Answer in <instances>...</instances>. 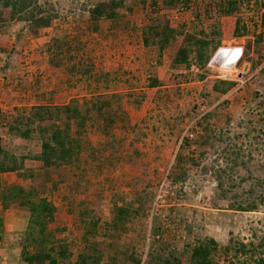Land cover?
<instances>
[{
  "label": "rangeland",
  "instance_id": "obj_1",
  "mask_svg": "<svg viewBox=\"0 0 264 264\" xmlns=\"http://www.w3.org/2000/svg\"><path fill=\"white\" fill-rule=\"evenodd\" d=\"M107 1L38 0L57 16L37 37L0 6V117H11L19 106L65 104L96 92L106 98L103 116L94 110L81 134L80 159L55 167L45 182V195L58 206L51 226L72 251L63 264L76 262L87 248L80 214L85 209L89 214L82 218L100 220L91 242L106 264H124L132 255L141 264H166L174 257L187 264L192 246L205 239H214L219 248L231 246L222 264H256L264 256L263 5L236 0L238 9L221 15L218 7L230 0H125L115 18L95 19L91 9ZM152 25L176 32L163 50ZM245 28V36H238ZM188 35L211 40L210 49L218 40L219 45L235 40L245 44V56L234 68L225 67L215 49L204 66L174 67L171 56L194 42L188 43ZM54 37L66 40V57L58 66L49 49ZM85 68L89 72L81 73ZM226 68L230 79L222 76ZM154 77L157 86L150 85ZM220 80L235 85L222 93L215 89ZM189 128L193 138L186 135ZM38 147L36 140L19 137L7 145L18 155ZM26 167L41 170L43 163L27 159ZM22 171L1 174L2 182L28 184ZM167 172L184 189H178L175 204L163 208L171 226L154 221L152 232L158 228L163 239L149 240L148 213ZM124 202L134 212L126 231L105 237L114 207ZM251 205L252 210L238 209ZM19 211L24 219L27 213ZM5 226L0 264H26L18 244L23 230ZM241 243L246 253L235 255Z\"/></svg>",
  "mask_w": 264,
  "mask_h": 264
},
{
  "label": "trees",
  "instance_id": "obj_2",
  "mask_svg": "<svg viewBox=\"0 0 264 264\" xmlns=\"http://www.w3.org/2000/svg\"><path fill=\"white\" fill-rule=\"evenodd\" d=\"M125 0H109L107 2H99L91 9L95 19L106 17L115 18L118 15V8L124 5ZM178 0H169V3H176ZM187 1V0H185ZM166 2V0H165ZM168 2V1H167ZM0 6L10 9L11 17L19 16V19L26 22L23 26L26 31L29 27L32 36L37 37L41 28L49 27L52 24L56 14L46 11L38 3V0H0ZM219 14L230 15L237 9V1L230 0L226 5L220 4L218 7ZM239 23V22H238ZM155 36H158L157 44L163 50L170 39L175 35V30L168 25L160 28L158 25H152ZM244 31H238V36H245ZM188 43L192 40V45H181L177 52L172 55L174 67L190 68L192 65L204 66L211 57L213 50L218 47V40L210 49L212 41L206 37H195L188 35ZM148 42V39L146 40ZM66 40L64 37H54L49 43L51 61L54 66H58L59 62L66 57L64 45ZM193 54V56H192ZM76 66L71 67L74 71ZM81 73L87 74L88 68L79 69ZM79 70L77 72H79ZM200 77H203L201 75ZM159 84L158 78H152L151 86ZM220 84L226 87H220ZM235 85L231 80H220L216 84L215 89L226 93ZM98 93V92H96ZM93 93L92 97L84 96L81 98H73L69 103L65 104H39L36 106H19L15 109V114L11 117L2 115L0 117V205L3 208L15 207L19 210H25L29 213V222L26 229L21 232L20 259L26 264H63L69 260L72 251L66 238H59L56 230L51 226L55 220V205L44 193L46 181L51 180L50 173L55 167L70 165L74 161L80 159L84 146L81 140V134L85 130L87 122L93 120L92 113L97 110V116H103L104 107L103 94ZM98 95V96H96ZM114 97L118 95L113 93ZM24 138L27 140H36L39 147L31 150L27 154L18 155L12 153L7 145L15 138ZM38 160L43 163V169L37 170L26 167V160ZM23 170V177L29 179L28 184L11 183L3 184L1 174L9 172H18ZM43 179V181H41ZM32 180L39 181L35 185ZM57 183V182H56ZM55 188V184L54 187ZM127 202L114 207L116 215L111 222L106 223L104 233L105 237L110 232L120 229L126 231V222L133 217L130 205ZM255 205L239 206L241 210H252ZM81 221L83 222V240L87 243V248L78 255L76 262H68L69 264H106L102 260V250L93 247L91 238L95 236L98 229L101 228L99 218L92 216L91 220L82 218L89 214V210L85 209L80 212ZM100 226V227H99ZM3 229L0 228V240L3 238ZM161 231L158 228L153 229V233L157 234ZM120 235V234H119ZM91 243V245H90ZM246 245L240 244L239 250L235 252L246 253ZM92 250V251H91ZM232 248L229 245L219 248V244L214 239H205L199 241L192 246L190 258L187 264H222L221 258H227ZM255 253V250H254ZM18 260L19 257H17ZM131 260H127L124 264H141V259L132 255ZM159 259H161L159 257ZM162 260V259H161ZM166 264H184L178 258L165 260ZM256 264H264V256L261 254L256 258ZM112 264H118L113 261ZM161 264L163 262L161 261ZM229 264H233L230 260Z\"/></svg>",
  "mask_w": 264,
  "mask_h": 264
},
{
  "label": "built area",
  "instance_id": "obj_3",
  "mask_svg": "<svg viewBox=\"0 0 264 264\" xmlns=\"http://www.w3.org/2000/svg\"><path fill=\"white\" fill-rule=\"evenodd\" d=\"M262 7V11L264 12V0H257ZM218 52H222V59L223 61L221 62L220 65L223 64L225 61H235L232 65L234 68L244 57V52L245 48L242 44L240 43H234V44H223L219 46L215 52V56ZM225 57V58H224ZM230 69L224 70L222 76L225 79H230L232 78V74L229 73ZM187 137L188 138H193L195 136V132L193 129H188L187 130ZM178 189H184L182 186L179 185V183L173 181L169 173L165 174V176L162 178V180L159 182V185L157 187L153 202L150 206V212L148 213V218H147V223L150 225L151 231L148 233V239L149 240H162L164 235L160 233H153L152 228L154 225V221L157 219H162V225L163 228H169L171 225L168 222H165L164 220L166 219V214L165 211L163 210L164 207H167L169 205H173L177 202L178 196H179V190Z\"/></svg>",
  "mask_w": 264,
  "mask_h": 264
},
{
  "label": "crops",
  "instance_id": "obj_4",
  "mask_svg": "<svg viewBox=\"0 0 264 264\" xmlns=\"http://www.w3.org/2000/svg\"><path fill=\"white\" fill-rule=\"evenodd\" d=\"M234 43H240V42H236L235 40L227 41V45L234 44ZM240 44H242V43H240ZM245 49H246V46H245ZM4 183L8 184L7 182H3V184ZM13 183H19V182H13ZM20 183L22 184L21 181H20ZM13 210H15V211H13ZM17 210L18 209L15 207L5 209L0 205V228L3 229V231L6 227L5 225H9V224L16 226V228L20 229V230L26 229L27 224L29 222V213H27L26 215L24 214L23 215L24 219H21L20 215H22L21 214L22 212H20L19 210H18L19 211L18 212ZM55 210H58V206H56ZM56 214H57V211L55 212V218H56ZM16 222H19V224H17Z\"/></svg>",
  "mask_w": 264,
  "mask_h": 264
},
{
  "label": "clouds",
  "instance_id": "obj_5",
  "mask_svg": "<svg viewBox=\"0 0 264 264\" xmlns=\"http://www.w3.org/2000/svg\"><path fill=\"white\" fill-rule=\"evenodd\" d=\"M221 45H223V44H221ZM221 45H219V46H221ZM219 46H218V47H219ZM243 46H244V44H243ZM218 47H217V48H218ZM217 48H216V50H217ZM244 48H245V46H244ZM216 50H215V52H216ZM215 52H214V57L216 58V56H215ZM245 53H246V49H245V52H244V56H245ZM220 58L222 59V57H220ZM243 58H244V57H243ZM243 58H242V59H243ZM222 61H223V59L221 60V62H222ZM227 62H228V61L223 62L222 66H225V67L230 66L229 64H227ZM240 62H241V61H240ZM238 64H239V63H238ZM238 64H237V65H238ZM237 65H236V66H237ZM231 66H232V65H231Z\"/></svg>",
  "mask_w": 264,
  "mask_h": 264
},
{
  "label": "bare ground",
  "instance_id": "obj_6",
  "mask_svg": "<svg viewBox=\"0 0 264 264\" xmlns=\"http://www.w3.org/2000/svg\"><path fill=\"white\" fill-rule=\"evenodd\" d=\"M217 57H223L222 52H218V53L216 54V58H217ZM224 58H225V57H224ZM227 61H228V60H227ZM234 62H235V61H232V60H231V61H228L227 64H229V65L231 66Z\"/></svg>",
  "mask_w": 264,
  "mask_h": 264
}]
</instances>
